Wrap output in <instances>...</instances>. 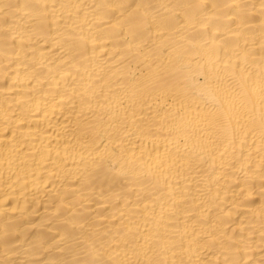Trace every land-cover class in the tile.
<instances>
[{
  "label": "bare ground",
  "instance_id": "1",
  "mask_svg": "<svg viewBox=\"0 0 264 264\" xmlns=\"http://www.w3.org/2000/svg\"><path fill=\"white\" fill-rule=\"evenodd\" d=\"M0 264H264V0H0Z\"/></svg>",
  "mask_w": 264,
  "mask_h": 264
}]
</instances>
